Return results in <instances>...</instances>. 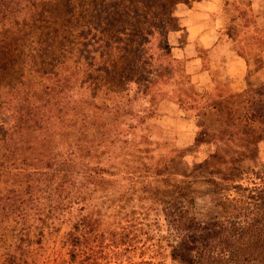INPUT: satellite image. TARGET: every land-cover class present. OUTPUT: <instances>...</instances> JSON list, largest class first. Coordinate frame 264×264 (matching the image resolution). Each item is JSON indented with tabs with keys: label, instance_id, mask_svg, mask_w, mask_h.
Listing matches in <instances>:
<instances>
[{
	"label": "rangeland",
	"instance_id": "obj_1",
	"mask_svg": "<svg viewBox=\"0 0 264 264\" xmlns=\"http://www.w3.org/2000/svg\"><path fill=\"white\" fill-rule=\"evenodd\" d=\"M21 1L0 26V196L20 188L28 208L23 226L0 216V264H177L181 214L213 221L264 188V70L202 89L173 44L202 9L259 71L264 0ZM22 107L37 125L10 130ZM57 161L91 173L86 207L57 192ZM82 215L88 253L74 251Z\"/></svg>",
	"mask_w": 264,
	"mask_h": 264
},
{
	"label": "trees",
	"instance_id": "obj_2",
	"mask_svg": "<svg viewBox=\"0 0 264 264\" xmlns=\"http://www.w3.org/2000/svg\"><path fill=\"white\" fill-rule=\"evenodd\" d=\"M20 4L21 0H0V26ZM37 108H20L14 115V124L9 129L24 128L30 122L37 125ZM54 164L56 168L53 176L56 180H61L57 192L69 193L73 204L82 203L81 205L86 207L85 200L88 195L85 193L87 182L92 179L91 173L81 170L74 163L70 164L68 170L61 161ZM62 181H66L67 185ZM245 196L243 193L220 201L223 217L213 221L201 222L194 216L184 213L183 217L181 214L182 218L176 225L179 233L177 239L168 243L171 256L177 264H264V188L253 189ZM27 208L26 194L24 195L20 188H9L0 196V216L14 214L15 225H24ZM71 208H74V205H71ZM75 228H80V234L74 235V251L85 250L88 253L85 245H88L89 236L97 231L95 221L82 215ZM146 264L164 263L160 261Z\"/></svg>",
	"mask_w": 264,
	"mask_h": 264
},
{
	"label": "crops",
	"instance_id": "obj_3",
	"mask_svg": "<svg viewBox=\"0 0 264 264\" xmlns=\"http://www.w3.org/2000/svg\"><path fill=\"white\" fill-rule=\"evenodd\" d=\"M190 17L186 21V40L174 41L175 49L180 51L179 55H186L188 63L193 64V80L202 88L210 86L214 81V90L218 89L219 82L217 73H224L225 81L230 82V92L243 90L248 84V74H260L264 70L261 66L259 71H251L248 58L240 56L234 47L230 46L226 50L222 47V41L226 40L223 34V22L219 18H214V24L209 21V16L202 9L190 8ZM206 49L212 53L205 66L202 57L198 55L197 49Z\"/></svg>",
	"mask_w": 264,
	"mask_h": 264
}]
</instances>
